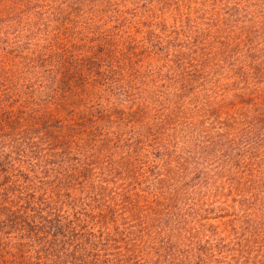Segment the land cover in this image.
<instances>
[{
	"label": "trees",
	"instance_id": "1",
	"mask_svg": "<svg viewBox=\"0 0 264 264\" xmlns=\"http://www.w3.org/2000/svg\"><path fill=\"white\" fill-rule=\"evenodd\" d=\"M0 264H264V0H0Z\"/></svg>",
	"mask_w": 264,
	"mask_h": 264
}]
</instances>
